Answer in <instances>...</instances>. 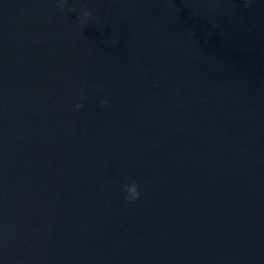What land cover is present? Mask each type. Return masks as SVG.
Segmentation results:
<instances>
[{
  "label": "water",
  "instance_id": "obj_1",
  "mask_svg": "<svg viewBox=\"0 0 264 264\" xmlns=\"http://www.w3.org/2000/svg\"><path fill=\"white\" fill-rule=\"evenodd\" d=\"M0 264H264V0H0Z\"/></svg>",
  "mask_w": 264,
  "mask_h": 264
},
{
  "label": "clouds",
  "instance_id": "obj_2",
  "mask_svg": "<svg viewBox=\"0 0 264 264\" xmlns=\"http://www.w3.org/2000/svg\"><path fill=\"white\" fill-rule=\"evenodd\" d=\"M84 15L87 17L90 15V13L85 12ZM107 103L106 101L104 102ZM126 191L129 193V201L139 199L140 193L138 191V185L136 183H132L129 186H126Z\"/></svg>",
  "mask_w": 264,
  "mask_h": 264
}]
</instances>
